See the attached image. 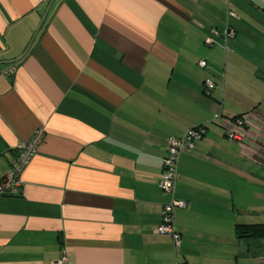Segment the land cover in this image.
<instances>
[{
    "label": "crops",
    "instance_id": "1",
    "mask_svg": "<svg viewBox=\"0 0 264 264\" xmlns=\"http://www.w3.org/2000/svg\"><path fill=\"white\" fill-rule=\"evenodd\" d=\"M248 56L264 58V0H0V175L42 132L20 193L0 198V264H258L264 237L235 233L264 223V76ZM238 115L244 142L222 126ZM200 125L174 246L154 232L165 140Z\"/></svg>",
    "mask_w": 264,
    "mask_h": 264
},
{
    "label": "built area",
    "instance_id": "2",
    "mask_svg": "<svg viewBox=\"0 0 264 264\" xmlns=\"http://www.w3.org/2000/svg\"><path fill=\"white\" fill-rule=\"evenodd\" d=\"M229 15L235 16L233 12ZM213 36L218 34L215 29L211 30ZM227 35H230L227 33ZM205 43L211 45L213 37L206 38ZM199 66L206 67L205 60L198 62ZM14 71V66H10L7 74ZM206 93H210L215 88V83L210 80L205 81ZM226 136L231 140H239L244 142L246 138V130H242L245 126V120L241 117L228 118L222 123ZM206 127L204 125L195 126L187 129L179 137H168L165 140L166 153L162 158L161 173L158 185L164 194L168 195L169 201L163 204L160 223L154 228V232L161 235H169L174 246H178L180 242V233L176 230L174 224V211L177 208H186L187 202L177 199L175 196V186L178 175L179 157L183 150L192 149L195 143L205 134ZM42 136L41 131H37L33 137L27 141L18 144L17 155L11 162L8 171L0 175V198L15 196L20 193L22 188V179L20 174L28 162L29 158L36 152V147ZM60 264L65 262V256L62 254ZM258 264H264V258Z\"/></svg>",
    "mask_w": 264,
    "mask_h": 264
},
{
    "label": "trees",
    "instance_id": "3",
    "mask_svg": "<svg viewBox=\"0 0 264 264\" xmlns=\"http://www.w3.org/2000/svg\"><path fill=\"white\" fill-rule=\"evenodd\" d=\"M211 92V91H210ZM205 94H210L206 93ZM242 117L241 115L232 118ZM235 233L237 237H264V223L236 224Z\"/></svg>",
    "mask_w": 264,
    "mask_h": 264
},
{
    "label": "rangeland",
    "instance_id": "4",
    "mask_svg": "<svg viewBox=\"0 0 264 264\" xmlns=\"http://www.w3.org/2000/svg\"><path fill=\"white\" fill-rule=\"evenodd\" d=\"M254 49H257V48H254ZM246 59L247 60L244 63V68L247 67V69H248V67H249L248 71L251 72V70L254 67H257L263 73V76H264V58H255L252 56H248V58H246ZM244 70H246V69H244ZM260 71L258 73H260Z\"/></svg>",
    "mask_w": 264,
    "mask_h": 264
},
{
    "label": "water",
    "instance_id": "5",
    "mask_svg": "<svg viewBox=\"0 0 264 264\" xmlns=\"http://www.w3.org/2000/svg\"><path fill=\"white\" fill-rule=\"evenodd\" d=\"M51 3H52V1L50 2V4L48 5V7L46 8V11H45V14H44V16H43V19L45 18L46 14H47V12H48L50 6H51Z\"/></svg>",
    "mask_w": 264,
    "mask_h": 264
}]
</instances>
